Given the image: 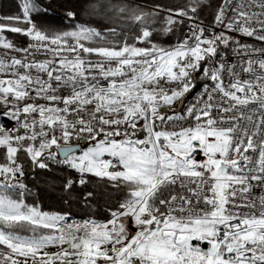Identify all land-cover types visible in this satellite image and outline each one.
<instances>
[{
  "label": "snow or ice",
  "instance_id": "obj_1",
  "mask_svg": "<svg viewBox=\"0 0 264 264\" xmlns=\"http://www.w3.org/2000/svg\"><path fill=\"white\" fill-rule=\"evenodd\" d=\"M204 6L94 0L91 14L135 26L132 42L111 24L38 26L39 0L0 16V49L19 54L0 58V116L16 121L0 124V264H264V0H219L210 27ZM160 12L163 33L191 22L172 47L153 40ZM52 165L78 174L69 195L102 182L86 205L116 193L104 221L26 202L21 178Z\"/></svg>",
  "mask_w": 264,
  "mask_h": 264
},
{
  "label": "trees",
  "instance_id": "obj_2",
  "mask_svg": "<svg viewBox=\"0 0 264 264\" xmlns=\"http://www.w3.org/2000/svg\"><path fill=\"white\" fill-rule=\"evenodd\" d=\"M21 0H0V16H10L21 14L19 7ZM43 8L48 9L47 12H40L38 17L34 16V20L38 26H54L60 31L73 30V26L79 23H90L93 27H98L100 23L111 24L113 27L124 28L129 33L128 40L132 42L135 36L134 27H129V22L121 19L119 15H114L112 12V20L91 14L90 4L94 0H39ZM114 3L130 4L144 11H152L159 9L158 5L165 8L181 7L188 3V0H113ZM219 0H206V5L202 7L199 18L202 22L211 24L216 6ZM72 11L76 13L75 19L69 18L67 12ZM163 12L159 15L153 14L150 20H154L152 25L156 29L153 40L161 47H172L175 45L181 35L185 34L187 24H180L174 26L175 33H163L164 28ZM3 23H12L10 21H3ZM19 26L24 27V24ZM159 33V34H157ZM10 40L18 46L24 47L28 44L29 38L19 33H4ZM199 75V74H197ZM203 81L197 82V88L193 89L190 94L197 91ZM86 147V145H85ZM78 176L73 170L61 168L55 165L51 169H35L26 171L22 181L28 186L29 192L24 199L26 202L37 204L43 211L58 214H67L70 222L82 223L88 219L97 221H104L108 216L109 204L115 203L116 193H112L110 197L97 198L96 203L86 205L82 202V196L86 190H94L100 192L102 190V182L92 181L85 186H74L71 195L63 190V184L66 179H75Z\"/></svg>",
  "mask_w": 264,
  "mask_h": 264
},
{
  "label": "built area",
  "instance_id": "obj_3",
  "mask_svg": "<svg viewBox=\"0 0 264 264\" xmlns=\"http://www.w3.org/2000/svg\"><path fill=\"white\" fill-rule=\"evenodd\" d=\"M200 21H201V20H200ZM190 23H191V22H186V24H187V28H186L185 34L188 32V28H189ZM203 24H204L205 26H209V27L211 26V24H208V23H204V22H203ZM216 30L219 31L220 29L217 28ZM233 35L236 37V39L241 40V42H243V43H247V44H249V45H251V46H255V47H257V48L260 47V43L257 42V41H255V40H253V39L250 38V37H244V36H241V35H239V34H233ZM29 43H31L30 40L28 41V44H29ZM26 46H27V45H26ZM220 51H222V52L225 53V58H226V59H228V58H232V57H233V51H232L231 46H229V48H227V49H221ZM39 58L43 59V57H39ZM29 59H31V57H29ZM101 83H104V81L101 80ZM195 92H196V91H195ZM195 92H194V93H195ZM194 93L188 95V96L186 97V100H190L191 97H192V95H193ZM55 166H58V167H61V168H65L63 165H55Z\"/></svg>",
  "mask_w": 264,
  "mask_h": 264
},
{
  "label": "rangeland",
  "instance_id": "obj_4",
  "mask_svg": "<svg viewBox=\"0 0 264 264\" xmlns=\"http://www.w3.org/2000/svg\"><path fill=\"white\" fill-rule=\"evenodd\" d=\"M6 51L4 49H0V58L3 59H10L11 57H19V54L16 52H7L6 55ZM189 95V94H188ZM186 99V98H185ZM179 110V109H177ZM0 112H3V109L0 108ZM16 121L10 120L8 118L2 117L0 116V124H3L6 128H11L15 125ZM142 123V122H141ZM75 223V222H74ZM78 223V222H76ZM50 251H56L57 249H49Z\"/></svg>",
  "mask_w": 264,
  "mask_h": 264
},
{
  "label": "water",
  "instance_id": "obj_5",
  "mask_svg": "<svg viewBox=\"0 0 264 264\" xmlns=\"http://www.w3.org/2000/svg\"><path fill=\"white\" fill-rule=\"evenodd\" d=\"M60 158H61V159H63V157H62V156H61Z\"/></svg>",
  "mask_w": 264,
  "mask_h": 264
},
{
  "label": "crops",
  "instance_id": "obj_6",
  "mask_svg": "<svg viewBox=\"0 0 264 264\" xmlns=\"http://www.w3.org/2000/svg\"><path fill=\"white\" fill-rule=\"evenodd\" d=\"M76 223V222H75Z\"/></svg>",
  "mask_w": 264,
  "mask_h": 264
}]
</instances>
